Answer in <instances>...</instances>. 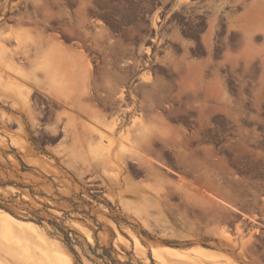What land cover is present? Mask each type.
Wrapping results in <instances>:
<instances>
[{"label": "rangeland", "instance_id": "1", "mask_svg": "<svg viewBox=\"0 0 264 264\" xmlns=\"http://www.w3.org/2000/svg\"><path fill=\"white\" fill-rule=\"evenodd\" d=\"M187 3L0 0V264H264V0H208L202 42L173 33L176 53L134 78L144 113L132 105L129 121L70 105L41 123L32 105L36 88L88 94L77 68L90 60L69 40L91 38L124 67ZM117 82L96 88L121 98Z\"/></svg>", "mask_w": 264, "mask_h": 264}, {"label": "flooded vegetation", "instance_id": "2", "mask_svg": "<svg viewBox=\"0 0 264 264\" xmlns=\"http://www.w3.org/2000/svg\"><path fill=\"white\" fill-rule=\"evenodd\" d=\"M186 1H188L186 6L190 8L188 10L191 12L187 14L182 13L180 16L178 15V20L174 19V21L170 22H163L162 20L160 24L156 26L151 25V29L148 31L146 37L142 34L140 36L141 40L138 41V43L147 41L149 45H147L146 48L150 47V51L148 52L147 50H144L142 55L139 57L135 56V60L127 58L126 60L129 62V65L122 62L121 65H125L124 67L112 66V63L114 62L113 52L106 51L105 53H101L94 50L95 45L91 38L87 41L69 40L67 44L78 43V45L73 47L77 49V52L81 57L85 56V58L90 60L91 67L89 69L80 67L77 68L79 71L88 70V82L90 86L89 92L78 101L75 99L73 100L74 102L67 103L61 97L57 98L53 95H49L41 88L34 89L31 95L32 105L35 107V112L41 119V123H54L57 114H61L62 111L67 110L70 105L81 108L84 106H89L94 109H98L105 114V117L108 120L119 116L118 114L121 113L122 109H126L127 114L120 115V123L129 121L131 119L128 112L129 108L134 104L138 108V113H144V92L139 86V81L133 82L134 78L145 72L146 66L151 67L153 65H157V57H164L167 52H169V55L171 52L174 54L176 53L177 45L175 44L176 40L172 38L173 33L180 32L197 34L199 38L195 40L202 42L200 37L208 28L207 17L209 14L207 11H210L212 7L207 3L208 0ZM13 10L15 9H6L7 12L5 16H2V18H5L7 21H9V23L14 21L17 17H19V15L13 12ZM192 16H197L195 22H191ZM44 23L49 25L47 20H44ZM52 25L58 26V24ZM110 39L113 40L112 38ZM156 69L159 68H153V72ZM163 72H166V70ZM80 74L83 73L77 72L78 76ZM108 76L111 80L118 81L115 83L117 89L123 87L125 93L123 96H121V98L118 97L119 95L117 93H113V88L103 89L101 86L99 89L96 88L98 83L104 84V80ZM134 98H136V101H134ZM75 113H78L77 115L81 116L82 118L87 117L80 111ZM62 116L63 119H60L58 123L59 127L57 133L54 134V136L52 135V138H55L56 142L65 136L66 119L64 115ZM43 146H45V144H43ZM156 149L158 150L159 148ZM161 166V171L171 180H178V176L181 175L179 172L167 168L166 166ZM179 170L182 171V169ZM145 174L146 173L142 170L141 177H144ZM238 213L240 215V220L244 219L243 212L238 211Z\"/></svg>", "mask_w": 264, "mask_h": 264}, {"label": "bare ground", "instance_id": "3", "mask_svg": "<svg viewBox=\"0 0 264 264\" xmlns=\"http://www.w3.org/2000/svg\"><path fill=\"white\" fill-rule=\"evenodd\" d=\"M6 90H7V91H6ZM1 93H2V94H6V96H8V97H14L13 92H12L11 90H8V89H4V90H2ZM147 165H149V164L147 163ZM8 216H9V215H8ZM11 218H13V217H11ZM13 219H14V218H13ZM17 221H19V222H23V223H27V224H28V222H26V221H21V220H17Z\"/></svg>", "mask_w": 264, "mask_h": 264}, {"label": "crops", "instance_id": "4", "mask_svg": "<svg viewBox=\"0 0 264 264\" xmlns=\"http://www.w3.org/2000/svg\"><path fill=\"white\" fill-rule=\"evenodd\" d=\"M37 75H38V80H36L35 82V84H43L42 82H43V79H44V73H37Z\"/></svg>", "mask_w": 264, "mask_h": 264}]
</instances>
